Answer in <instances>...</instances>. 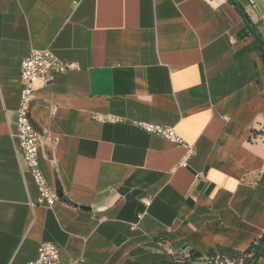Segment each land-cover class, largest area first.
I'll return each instance as SVG.
<instances>
[{
    "label": "crops",
    "instance_id": "obj_1",
    "mask_svg": "<svg viewBox=\"0 0 264 264\" xmlns=\"http://www.w3.org/2000/svg\"><path fill=\"white\" fill-rule=\"evenodd\" d=\"M254 1L0 0V264L35 259L42 242L63 264L252 249L264 234V0ZM33 50L73 64L37 83L30 106L59 196L50 208L36 205L14 144ZM138 122L193 145L189 166Z\"/></svg>",
    "mask_w": 264,
    "mask_h": 264
},
{
    "label": "built area",
    "instance_id": "obj_2",
    "mask_svg": "<svg viewBox=\"0 0 264 264\" xmlns=\"http://www.w3.org/2000/svg\"><path fill=\"white\" fill-rule=\"evenodd\" d=\"M248 5L255 9L254 0H246ZM73 69V64L59 61L49 50L30 51L21 61L19 73L20 96L19 105L16 110V132L14 134V144L26 171L32 177L37 188L38 197L36 205L52 207L59 199L58 193L51 188L40 169L38 159V149L41 143V137L35 128L30 117V106L34 98V90L37 83L48 84L53 81L56 73H64ZM100 119L99 117H95ZM135 126L150 135L161 137L170 143L183 149V154L177 163L178 168H187L190 160L194 156L195 149L191 144L186 143L174 129L154 123L138 122ZM150 205L149 200L144 201L147 208ZM184 259L191 260L188 257H176V262ZM73 264H83L81 258L70 259ZM174 261V262H175ZM25 264H63L58 247L51 242H42L37 249L35 259ZM231 264V263H227Z\"/></svg>",
    "mask_w": 264,
    "mask_h": 264
},
{
    "label": "trees",
    "instance_id": "obj_3",
    "mask_svg": "<svg viewBox=\"0 0 264 264\" xmlns=\"http://www.w3.org/2000/svg\"><path fill=\"white\" fill-rule=\"evenodd\" d=\"M248 27L254 32L252 24L248 21ZM263 57H264V44H261ZM263 236L254 242L252 249L248 252H238L229 248L216 246L212 249L204 259L200 260H186L184 259L181 262H170V263H161V264H254V262L264 256V242L262 243ZM132 264V263H128Z\"/></svg>",
    "mask_w": 264,
    "mask_h": 264
},
{
    "label": "water",
    "instance_id": "obj_4",
    "mask_svg": "<svg viewBox=\"0 0 264 264\" xmlns=\"http://www.w3.org/2000/svg\"><path fill=\"white\" fill-rule=\"evenodd\" d=\"M244 17H245L246 20H248V19H247V16H246L245 14H244ZM261 242H262V243L264 242V238L262 239Z\"/></svg>",
    "mask_w": 264,
    "mask_h": 264
},
{
    "label": "rangeland",
    "instance_id": "obj_5",
    "mask_svg": "<svg viewBox=\"0 0 264 264\" xmlns=\"http://www.w3.org/2000/svg\"><path fill=\"white\" fill-rule=\"evenodd\" d=\"M202 264H203V262H202ZM204 264H205V262H204Z\"/></svg>",
    "mask_w": 264,
    "mask_h": 264
}]
</instances>
